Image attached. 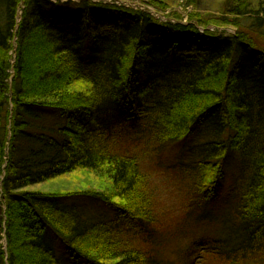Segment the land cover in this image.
Masks as SVG:
<instances>
[{"label":"trees","instance_id":"trees-1","mask_svg":"<svg viewBox=\"0 0 264 264\" xmlns=\"http://www.w3.org/2000/svg\"><path fill=\"white\" fill-rule=\"evenodd\" d=\"M144 1L155 14L173 4L0 0V264H169L149 227L155 187L141 157L187 140L186 195L218 228L175 251L176 262L264 264V0H223L229 18L195 10L182 23L176 12L195 3L184 0L171 8L174 24ZM227 159L237 174L222 196ZM75 173L136 209L71 186L33 189ZM82 200L116 217H89Z\"/></svg>","mask_w":264,"mask_h":264},{"label":"rangeland","instance_id":"rangeland-1","mask_svg":"<svg viewBox=\"0 0 264 264\" xmlns=\"http://www.w3.org/2000/svg\"><path fill=\"white\" fill-rule=\"evenodd\" d=\"M67 1V0H61ZM78 1V0H73ZM125 2L127 0H121ZM173 4H170L166 10L162 12H156L155 10L149 6L146 7L145 1L140 2L143 6L145 11L149 13H153L155 17L160 19L162 22H170L172 24L175 23L174 19L171 18V8L176 6H183L182 1L184 0H168ZM223 0H195L194 5H187L185 9L179 8L176 12L180 15V19L182 23H185L188 19V13L192 11H198L200 14L208 15L209 13H214L220 18L228 17L227 15H221L220 8H223L221 3ZM129 3V2H127ZM133 7L137 8L139 3H129ZM23 7L20 6L17 10L16 18L17 21L20 20L22 15ZM214 9V10H213ZM217 10V11H216ZM166 19V20H165ZM159 21V20H158ZM217 31H224L229 34H236L235 29L231 28V26L225 25H217L213 26ZM15 38V37H14ZM11 42V51H10V63H14L15 58V39ZM191 141L193 139H190ZM173 143L167 144L162 148H152L154 145L146 148L148 153L141 157V159L145 162L146 167H149V171L146 170V174L148 178L151 179L152 185L155 187L154 193V202L156 206L157 213L155 217H158V221L153 223V225L149 224V227H158L159 237L158 241H163V243L168 246L166 249L164 248L163 256L169 261V264H178L176 262V258L174 256L175 251H185L189 247L198 244L203 240H208L210 237L214 236V232L217 226L207 225L204 224L203 221L200 219V216H204L205 214H209V211L206 210L201 212V209L198 211L195 207L192 206L193 198L192 196H187L188 191L190 189L188 187L189 182L185 178V169L189 162L195 160L190 156L188 149H189V140L187 142L181 143ZM126 146V145H125ZM140 148L133 149V152H138ZM155 150V152H154ZM223 167H224V176L223 180L218 182L216 189L218 188V194L224 196L225 193L229 190V188L234 186V178L236 176V167L232 163L231 160H223ZM83 173H75L70 176H64L60 183H50L47 186H36L33 189H43L46 191L58 190L59 186L63 189H68L71 186V189H75L77 191H87L93 192L95 194H101L107 198H111L114 202L123 205L127 209L135 210L136 207H132L128 204L125 199L122 198H115L113 197V191L110 190L107 184L102 180L96 178L94 175L91 174H84ZM211 177L209 178V180ZM154 191V190H153ZM75 192V191H74ZM130 197V196H129ZM71 203L74 205L78 204L77 200H71ZM79 209H82L83 212L87 214V216L95 218V219H109L115 218V211L112 207H109L101 202L94 201H81L78 206ZM209 209L214 212L213 216L219 215V210L221 208H215L214 205L210 206ZM134 214V213H133ZM128 219V225H131V228L137 227V222L133 220L131 217ZM2 244V249L6 251V241L4 238V233L2 234V239L0 241ZM162 243V244H163ZM62 253V252H61ZM60 253V254H61ZM62 256V255H61ZM65 256V255H64ZM63 258V257H62ZM65 259L67 260L66 256ZM71 263V262H69Z\"/></svg>","mask_w":264,"mask_h":264},{"label":"built area","instance_id":"built-area-1","mask_svg":"<svg viewBox=\"0 0 264 264\" xmlns=\"http://www.w3.org/2000/svg\"><path fill=\"white\" fill-rule=\"evenodd\" d=\"M91 1H98V0H91ZM122 3H126L127 5H129V6H132L131 4H129V3H127V1H125V2H122Z\"/></svg>","mask_w":264,"mask_h":264}]
</instances>
